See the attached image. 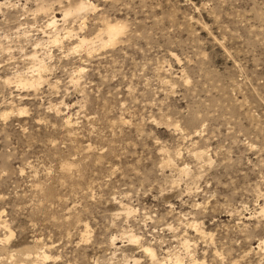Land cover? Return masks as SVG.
Here are the masks:
<instances>
[{"label": "rangeland", "instance_id": "rangeland-1", "mask_svg": "<svg viewBox=\"0 0 264 264\" xmlns=\"http://www.w3.org/2000/svg\"><path fill=\"white\" fill-rule=\"evenodd\" d=\"M263 211L264 0H0V264H264Z\"/></svg>", "mask_w": 264, "mask_h": 264}, {"label": "bare ground", "instance_id": "bare-ground-1", "mask_svg": "<svg viewBox=\"0 0 264 264\" xmlns=\"http://www.w3.org/2000/svg\"><path fill=\"white\" fill-rule=\"evenodd\" d=\"M91 6H90V4H88V3H86V2H81V3H79V5H77L75 8H73V9H68V10H66V11H64V19L67 17L68 18V16H73V15H75L76 16V14H79L80 15V13L82 12L83 13V11H89ZM89 9V10H88ZM91 9H92V7H91ZM84 13H86V12H84ZM78 15V16H79ZM66 18V19H67ZM56 22H57V20H56V18L54 17L53 19H52V21H50V23L48 24V26H54V27H56ZM119 23H121L122 24V22H119ZM118 22H116V23H110V22H106L105 24H104V26H103V29L102 30H100V33H102L104 36H105V38H106V41H104V40H102L103 39V37H102V39L100 38V33H99V37H97V38H95V39H97L103 46H105V47H107L106 45H110V44H112V45H114L115 43H116V39L119 37V35L123 32V30H124V28L126 27V26H123V25H125V24H123V25H121V24H119ZM53 27V28H54ZM70 33V32H69ZM124 33H125V31H124ZM122 35H123V33H122ZM86 37H81L80 39H79V41H78V45H77V47H85V46H87V48H93V44H95V42H96V40L93 42H90L89 40H87V39H85ZM58 39V38H57ZM59 40V39H58ZM57 40L55 39L54 40V42H56ZM115 42V43H114ZM114 43V44H113ZM56 44V43H55ZM59 44V43H58ZM88 45H91L90 47H88ZM96 46L98 45V44H95ZM99 46H100V44H99ZM98 46V47H99ZM102 47V46H101ZM104 47V48H105ZM76 48V47H75ZM95 48H97V47H95ZM103 48V47H102ZM77 49V48H76ZM76 49H74L75 51H76ZM85 49H86V47H85ZM88 50V49H87ZM77 51H79V49L77 50ZM96 51V50H95ZM36 54H37V52H35ZM47 56H49V54H47ZM32 57L33 58H35L36 56H35V54H33L32 55ZM39 60V59H38ZM37 60V58H36V61H37V65H38V67H36L35 68V70L33 69V71L36 73H34V72H32V73H34L35 75H31V76H29V77H27V76H24V74H23V76H21L19 73V75L17 74L16 75V77L14 78V83H15V85L20 89H30V88H34V89H36V87H38L40 84H42V82L44 83L45 81L43 80V78H42V76H41V70H45L44 68H46L45 66H44V62H46V61H41L42 60V58H41V60H39L38 61ZM43 60H45V58H43ZM33 61H35V59L33 60ZM43 63V64H42ZM36 65V64H35ZM48 65V64H47ZM80 71V70H79ZM45 72V71H44ZM44 72H42V73H44ZM49 72V71H48ZM31 73V74H32ZM43 76H45L44 74H43ZM46 80V79H45ZM9 81H11L10 79L7 81V82H9ZM9 83H11V82H9ZM43 85V84H42ZM41 86V85H40ZM25 109H20L19 110V115H22L23 113L25 114ZM23 114V115H24ZM6 115V114H5ZM70 120H68L67 121V123L66 124H69L70 122H69ZM130 209V208H129ZM131 210V209H130ZM129 210V211H130ZM130 213V212H129ZM263 213H264V211H263ZM188 225H190V224H188ZM193 225H195V222H194V224H192L191 226H193ZM132 239H135L136 241H138L137 239L138 238H136V236L135 237H132ZM134 240V241H135ZM144 248V251H145V253H147L148 255H149V257L151 258V261L153 262V263H157V264H165V263H160L159 261H158V258H157V254H156V252L152 249V248H149V247H143ZM36 259H37V261L38 262H34V263H31V264H41V263H39V261H43L42 262V264H44V263H46V261L48 260V259H50V256H48L46 253H43V254H41V255H37L36 256ZM181 259V258H180ZM178 257H176L175 258V261H174V263L173 264H183L184 262H181L182 261V259L180 260ZM140 262L139 261H137V260H135L134 261V263L133 264H139ZM23 264V263H22Z\"/></svg>", "mask_w": 264, "mask_h": 264}]
</instances>
